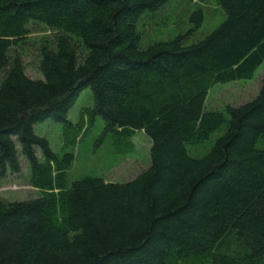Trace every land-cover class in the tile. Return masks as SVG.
<instances>
[{
	"label": "trees",
	"instance_id": "trees-1",
	"mask_svg": "<svg viewBox=\"0 0 264 264\" xmlns=\"http://www.w3.org/2000/svg\"><path fill=\"white\" fill-rule=\"evenodd\" d=\"M168 1L0 0V177L21 173L24 157L41 191L0 198V264H264V76L253 99L206 107L213 85L264 63V0H216L226 18L207 35L195 37L198 7L187 30L144 46L141 19ZM31 21L58 32L40 79L9 54ZM87 89L90 117L104 120L98 142L150 139L135 179L71 180L73 151L60 158L37 133L47 120L70 126ZM223 126L206 153L190 152ZM231 238L238 248L225 250Z\"/></svg>",
	"mask_w": 264,
	"mask_h": 264
},
{
	"label": "rangeland",
	"instance_id": "rangeland-1",
	"mask_svg": "<svg viewBox=\"0 0 264 264\" xmlns=\"http://www.w3.org/2000/svg\"><path fill=\"white\" fill-rule=\"evenodd\" d=\"M202 7L205 20L196 30L198 39L213 31L225 18L223 10L216 0H169L168 3L154 14H145L138 28L144 46L182 33L190 27V13ZM27 33L17 38L9 52L10 57H19L23 61L26 73L35 79L43 77L40 65L42 50L55 48L58 32L40 22L31 21L27 25ZM4 74H0V83ZM264 76V63L249 80H240L226 84L213 85L207 96L206 107L227 112L228 106H238L253 99L259 92ZM94 106L90 89L82 92L69 113L70 126L47 120L37 124V133L47 136L52 149L60 158L66 152L73 151L69 176L77 180L86 176H99L107 181L128 182L135 179L151 163V141L143 131L115 140L110 134L102 138L104 120L101 117L91 118L90 110ZM76 127L75 129H72ZM70 132L67 133V129ZM77 130V134L74 131ZM222 129L213 133L204 144L189 145L194 155H203L215 140L224 133ZM72 131V132H71ZM75 135V137H73ZM73 138L70 142L69 139ZM39 158L42 155L38 152ZM30 181V165L22 157V171L6 178L0 177V198L6 200H26L40 195ZM232 237V236H231ZM238 241L230 240L224 249H234ZM177 264H190V259L173 260ZM172 262V263H173Z\"/></svg>",
	"mask_w": 264,
	"mask_h": 264
}]
</instances>
